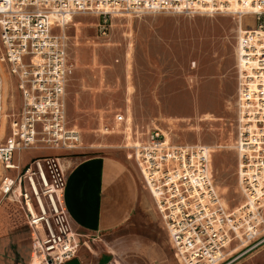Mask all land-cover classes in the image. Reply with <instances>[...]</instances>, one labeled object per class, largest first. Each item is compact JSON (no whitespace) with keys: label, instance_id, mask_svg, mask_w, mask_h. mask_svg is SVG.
Wrapping results in <instances>:
<instances>
[{"label":"rangeland","instance_id":"374dc122","mask_svg":"<svg viewBox=\"0 0 264 264\" xmlns=\"http://www.w3.org/2000/svg\"><path fill=\"white\" fill-rule=\"evenodd\" d=\"M252 17L246 16V29L254 27ZM73 18L66 28V112L82 137L71 151L46 152L72 159L67 174L76 203L66 210L79 251L111 254L115 264H185L156 210L135 146L147 143L155 128L170 143L207 146L223 205L242 204L238 16L119 13L106 34L94 13ZM19 104L16 90L8 111ZM40 152H21L20 160ZM19 243L17 256L21 237ZM231 256L229 264H264V244Z\"/></svg>","mask_w":264,"mask_h":264},{"label":"built area","instance_id":"2783aa9c","mask_svg":"<svg viewBox=\"0 0 264 264\" xmlns=\"http://www.w3.org/2000/svg\"><path fill=\"white\" fill-rule=\"evenodd\" d=\"M230 1L0 0V63L20 94V104L8 111L6 130L1 134L5 119L4 79L0 73V207L10 201L24 212L31 231L32 258L35 252L43 253L49 264H63L77 257L80 250L64 204L67 177L59 159V153L80 144L66 112L68 17L94 13L99 18V32L106 34L114 11L179 13L192 2L205 13L213 9L228 12ZM238 1L244 6L264 5V0ZM252 12L254 26L264 29V8ZM241 40L247 50L246 54L240 53L242 60L258 58L261 69L258 65L253 70L260 77L264 48L260 54L257 52L248 31ZM245 79L251 80L252 76L247 74ZM247 127L240 131L241 150L251 144ZM33 149L45 153L22 162L20 153ZM135 151L146 165L148 187L160 198L168 232L188 252L192 264H229L233 256L226 257V252L238 241L240 251L264 244V184L259 179L264 174V154L260 158L244 155L240 167L243 203L228 208L216 193L203 146L170 143L164 132L155 128L148 142L135 146ZM250 167L256 172L248 177ZM238 231L242 235L237 240Z\"/></svg>","mask_w":264,"mask_h":264},{"label":"bare ground","instance_id":"6f19581e","mask_svg":"<svg viewBox=\"0 0 264 264\" xmlns=\"http://www.w3.org/2000/svg\"><path fill=\"white\" fill-rule=\"evenodd\" d=\"M249 4V3H248ZM264 5L263 3H261L260 5L258 4V6H252V5H248V6H244V4L240 3L238 0H231L230 4L228 5V9L226 11L228 12H218L217 9H213L210 10V13H205L204 8L201 7L200 10V6L198 5V3H190L189 7L184 11V12H179V13H187V14H201V15H205V14H214V13H233L235 15L238 16V20H239V30H240V41H239V93H238V103H239V109H240V131L246 126L247 130H249L250 132V145L245 147V150H241L239 148V145L241 143V137L239 138V144H238V150L240 152V163H239V184H240V188L242 189V170L240 169V167H242L243 162L242 159L244 158V155L247 154L248 157L250 158H260L262 156V154H264V152H261V147L264 144V71L261 70V78L257 75V72L255 70H253L254 68H257V66L260 64L258 63L257 59L258 58H250L249 62H246L245 60H242L241 55L242 54H246L247 50L244 44V40H241L244 35L246 34V32L248 31V34L251 36V41L252 44H255L258 48V53L260 54L262 51L261 49L264 48V29H259L256 26H254V17L253 18V28L252 29H246L245 28V23L247 22L246 20V16H253V12L252 10H259V9H263ZM209 11V10H208ZM119 13H127V14H133L132 12H125V11H114L112 13V15H116ZM136 14V13H134ZM141 14V13H140ZM76 15V14H75ZM74 15H71L68 17L67 22L69 23L71 21V19L74 20L73 18ZM257 54V53H256ZM261 69V67H260ZM0 73L3 76V96H4V121L2 124V130H1V134L5 133L6 130V120H7V111L9 108V104L12 103L13 101H15V91H16V86L13 82V84L9 81L8 77L6 76L5 73V69L2 66V64L0 63ZM247 74H250L252 76L251 80H247L245 79V77L247 76ZM12 90V91H11ZM10 91L12 93H10ZM11 94V95H10ZM11 96V97H10ZM11 101H10V99ZM261 123V124H260ZM263 126L262 128H260V126ZM73 130V129H72ZM73 132L76 133V137H78L81 141V137L82 134L81 132L77 131V130H73ZM240 135V132H239ZM244 140V139H242ZM199 146H203V145H199ZM204 149L207 152V156L209 155V150L207 146H203ZM249 147V148H248ZM254 149V150H253ZM138 157V164L140 166V169L142 171V175H143V179L146 183V179L145 177L147 176V171H146V165L145 163L142 161V159L140 158V156L137 154ZM208 160H209V156H208ZM61 161L63 163V171L65 172V174L67 175V173L69 172V170L72 168V159L67 158V157H61ZM262 172L264 173V164L261 167ZM209 169H210V161H209ZM256 170L253 167H250L248 170V177H250L253 173H255ZM211 173V171H210ZM260 183L263 185L264 182V174L260 175ZM211 180L212 182H214L212 176H211ZM215 188H216V193L219 196V200L222 203V199L219 195L217 186L214 182ZM146 186L149 190V192L151 193L152 197L154 198V200L156 201V205L157 208L159 210V214L162 216V220L164 222L165 225V230L169 236V240L171 245L174 247L175 251L177 252V254L181 257L182 261H184L185 264H192V262H190L189 257H188V252L185 249H181L178 245V243L174 240V238L170 235V233L167 230V222L165 219V216L162 212V209L160 207V198L157 194L153 193L150 188L148 187L147 183ZM242 192V190H241ZM243 195V194H242ZM243 203V202H242ZM223 204V203H222ZM242 205V204H241ZM225 206V205H224ZM239 210V209H238ZM237 210V211H238ZM239 215L242 214V212L239 210ZM242 232L238 231L237 232V238L241 237ZM73 238H75V234L73 233ZM77 240V239H76ZM242 248V245L239 243V241L231 248H229L228 252H226V257L231 256L235 253H238L240 251V249ZM31 264H49L45 258H44V254L43 253H37L35 252L32 258V263Z\"/></svg>","mask_w":264,"mask_h":264},{"label":"crops","instance_id":"0c3cea01","mask_svg":"<svg viewBox=\"0 0 264 264\" xmlns=\"http://www.w3.org/2000/svg\"><path fill=\"white\" fill-rule=\"evenodd\" d=\"M68 183L69 180L64 191V204H66L65 208L67 206L68 211H71L74 208L76 200L73 188ZM79 210L80 207L77 208V211ZM156 210L159 212L158 208ZM20 237L23 251L20 253V256H17ZM105 255L108 256L106 262H104ZM31 260V231L26 216L16 203L5 201L0 207V264H30ZM63 264H115V257L100 251L86 253L81 250L77 257Z\"/></svg>","mask_w":264,"mask_h":264}]
</instances>
